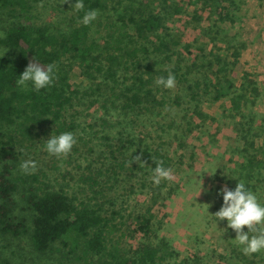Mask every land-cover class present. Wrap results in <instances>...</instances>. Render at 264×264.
<instances>
[{
  "label": "trees",
  "instance_id": "trees-1",
  "mask_svg": "<svg viewBox=\"0 0 264 264\" xmlns=\"http://www.w3.org/2000/svg\"><path fill=\"white\" fill-rule=\"evenodd\" d=\"M37 3L38 0H0V14L10 20L4 30L7 38L0 39V49L9 51L0 56V233L15 238L27 235L39 254L62 243L64 248L68 247L67 254L80 264H174L178 258V251L165 237L156 238L158 229L154 227L152 205L124 219L114 210L104 214L101 206L92 202L101 191L96 189L99 170L91 172L87 167L89 173L78 179L90 191L89 198H78L63 187L55 189L51 184L40 183L35 175L30 178L37 186L13 175L16 155L9 142L3 141V126L18 125L28 132L30 127L50 121L56 135L74 131L77 125L62 119L79 93L69 81L74 67L91 77L95 73L107 75L118 86L120 109L130 116L139 117L142 111L153 110L150 122L155 128L152 131L159 134L158 140L150 137L148 142H135L130 135V144L145 164L135 168L146 170L147 176H152L156 166L153 161L162 160L165 168H171L170 146L183 148L185 139L207 124L214 129L208 142L216 145L221 133L219 119L205 113L202 103L225 102L236 146H228L224 154L231 152L238 158L230 161L233 166L227 168L226 184L234 190L236 182L243 180L249 190L261 197L264 140L259 146L255 140L264 134V118L252 110L260 93L248 72L242 74L239 84L235 79V67L245 44L234 47L228 58L212 51L202 54L203 49L184 40L191 22L198 24L202 20L199 12L207 13L208 19L213 15L220 24H234L240 11L237 0H83L84 10L77 12L71 8L68 17L62 19L64 26L60 22H37ZM191 6L194 10L191 16L187 15L189 21L184 22L182 29L176 27ZM92 9L108 14L101 43L89 37L95 20L87 26L80 23L84 13ZM209 39L216 45V38ZM227 44L230 46V40ZM195 51L198 55L193 54ZM30 62L43 67L55 65V79L50 87L37 92L31 83L23 88L17 86L18 76ZM119 71L120 82L116 79ZM169 72L175 75L178 87L172 103L177 110L157 95L159 87L155 80ZM99 90L96 87L95 91ZM109 152L112 155L114 151ZM109 167L115 174L116 169H123V164ZM19 182L25 184L23 201L28 214L23 217L12 214ZM162 186L155 185L153 203L157 202ZM117 218L121 220L117 222ZM126 230L130 237L139 234L145 241L134 250H124L120 238L125 237ZM235 259L228 258L225 264H238L241 260ZM243 260L244 264H256L253 259ZM0 264L6 262L0 260Z\"/></svg>",
  "mask_w": 264,
  "mask_h": 264
},
{
  "label": "rangeland",
  "instance_id": "rangeland-1",
  "mask_svg": "<svg viewBox=\"0 0 264 264\" xmlns=\"http://www.w3.org/2000/svg\"><path fill=\"white\" fill-rule=\"evenodd\" d=\"M41 3L43 6L39 7ZM70 4H73V0L64 4L62 0H38L34 11L35 16L40 18L37 22H60L64 26L62 19L71 12ZM237 5L240 11L234 24H220L213 15L208 19L207 13L199 12L202 20L198 24L191 22L185 31L184 40L203 49L202 54L212 51L228 58L234 47L244 43L245 47L235 67V79L239 84L242 74L248 72L256 81L260 97L252 110L264 118V0H237ZM193 10V6L188 7L186 15L181 18L183 21L178 22L176 27L182 29ZM106 16L108 14H99L95 19L90 39L102 42L100 38L105 34L103 24ZM9 21L5 15L0 14V32L4 33ZM209 38H216V45ZM228 40L230 46H227ZM5 50L0 49V56L9 54ZM193 54L198 55L197 51ZM120 75L121 71L116 78L119 82L122 79ZM69 81L79 93L72 105L63 112L62 119L66 123L77 125L72 131L77 143L66 157L58 158L49 155L44 149L45 141L51 134L56 135L55 126L50 121L30 127L28 132L18 125L3 126V141L9 142L8 145H11L16 155L12 171L15 177L37 186L38 183H32L30 178L35 175L40 183L51 184L55 189L63 187L68 194L78 198H89L92 196L90 191L78 179L82 174L89 173L87 167H90L91 172L99 170L101 176L98 178L99 188L96 189L101 191L92 202L98 203L104 214L114 210L124 216V219L130 214L143 212L147 205H152L154 227L158 229L156 238L165 237L178 251L174 264H225L228 258L236 260L238 257L241 258L238 264H244L243 259H253L256 264L264 263V251L256 255H244L233 243L235 232L232 229L223 230L227 227V221L215 222L211 215L222 206L223 194L220 189L226 186L231 190L230 184H226L229 180L227 168L233 166L231 160H238L231 152L224 154L228 146H236L225 102L211 103L204 100L202 103L205 113L219 119L221 133L217 136L219 141L216 145L208 142L209 133L212 134L214 129L207 124L188 136L183 148L176 144L170 146L168 154L174 178L171 181H161L163 186L159 198L153 203L151 196L155 185L151 182V176L145 174L146 170L135 168L139 165L135 161L131 166L128 165L131 156L136 155L135 147L130 144V135L135 142L142 139L148 142L150 137L158 140L159 134L152 131L155 128L152 129L150 122L153 110L142 111L139 117L122 111L120 99L116 96L119 93L118 86L113 85L107 75L95 73L91 77L82 69L74 67ZM96 87L100 90L95 91ZM157 95L177 110L172 104L178 95L177 86L174 89L159 87ZM121 132L122 136L119 135ZM263 140L264 134L255 140L256 145L259 146ZM109 150L114 151L112 155ZM112 157L115 161H112ZM29 159L36 161L37 170L26 175L20 171L19 165ZM111 164H123V169H116V173L112 174L109 167ZM214 169L216 170L212 175L207 173H212ZM23 186L25 184L19 182L18 191L14 195L12 214L15 217L28 214L23 201ZM258 200L264 205V193L261 197L258 196ZM116 220L119 222L121 219ZM243 231H247L246 226ZM124 234L125 237L120 238V246L126 251L134 250L145 241L139 234L130 237L128 230ZM66 242L70 247L71 243L68 240ZM233 249L235 253L231 254ZM67 252L68 247L64 248L62 243H56L45 254H39L33 250L27 235L15 238L0 233V260L6 264H80Z\"/></svg>",
  "mask_w": 264,
  "mask_h": 264
},
{
  "label": "clouds",
  "instance_id": "clouds-1",
  "mask_svg": "<svg viewBox=\"0 0 264 264\" xmlns=\"http://www.w3.org/2000/svg\"><path fill=\"white\" fill-rule=\"evenodd\" d=\"M64 3H68V0H62V4ZM38 6L42 7L43 4ZM70 8H74L77 12L84 10L83 0H76L75 4H70ZM98 15L99 10H88L84 13L80 23L87 26L97 19ZM6 38L7 34L0 32V39ZM54 69V64L43 67L36 62H30L18 76L16 84L23 88L31 83L33 90L38 92L53 84ZM155 84L164 89H174L176 86L175 75L169 72L166 77L160 76L155 80ZM76 143V136L72 132L66 131L59 135L51 134L45 141L44 149L49 155L58 158L66 157ZM133 161L137 162L139 166H145L139 155L131 156L128 165L131 166ZM153 162L156 164L152 169L151 176V182L154 185L159 186L162 180L171 181L174 178L172 168H165L162 160ZM19 168L23 174H33L37 170V163L31 159L25 160L20 163ZM216 169L212 173L204 172L212 175ZM220 192L223 194L222 206L214 214H211L215 218V222L227 221V227L223 230L232 229L235 232L233 243L240 248L244 255L251 256L264 251V205L259 202L257 195L245 186L243 180L236 182L234 190H229L225 186L220 189ZM206 206L208 208V205ZM245 226L247 227L246 232L243 231Z\"/></svg>",
  "mask_w": 264,
  "mask_h": 264
}]
</instances>
